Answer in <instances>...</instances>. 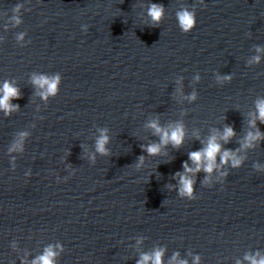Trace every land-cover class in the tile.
Here are the masks:
<instances>
[{"label":"water","instance_id":"95a60500","mask_svg":"<svg viewBox=\"0 0 264 264\" xmlns=\"http://www.w3.org/2000/svg\"><path fill=\"white\" fill-rule=\"evenodd\" d=\"M40 76L59 77L56 94L41 95ZM5 82L19 97L0 109V264L48 248L52 264L264 257V0H0ZM154 122L182 126V145L162 144ZM226 127L217 142L241 163L217 154L211 173H186Z\"/></svg>","mask_w":264,"mask_h":264},{"label":"clouds","instance_id":"9594fccd","mask_svg":"<svg viewBox=\"0 0 264 264\" xmlns=\"http://www.w3.org/2000/svg\"><path fill=\"white\" fill-rule=\"evenodd\" d=\"M163 8L162 6L152 5L150 7L149 15L155 20L159 21L162 17ZM179 21L181 23L182 29L184 31H188L194 27V18L193 15L187 11H184L178 14ZM19 21H17L18 23ZM227 79V77H226ZM34 84L39 86L40 88L46 89L45 92H42L41 95L45 98L49 94H56L57 92V85L59 83V77L48 79L43 76L34 77L33 79ZM19 97V90L11 86L8 82L3 84L2 89H0V109L4 110L6 113L12 110V106H10L9 101L12 98ZM194 98V97H193ZM257 109L259 113V119L261 122H264V101H259L257 103ZM253 126H255L253 124ZM151 128L155 129L157 134L161 135V143L168 144L169 142L172 143L173 146L179 147L182 145L184 140V129L182 126H177L172 129L170 132L166 130H162L158 125L154 122L150 125ZM234 136V131L231 127H226L222 135L216 134L211 136L208 139L207 145L204 147L202 151H194L191 152L190 159L195 164V168H190L187 163L184 164V169L186 173H194L198 172L203 168V170L207 173H211L214 168H217L218 165L216 164V156L217 154H221V163H227L229 159L232 160L233 166H238L241 161L236 158L234 154L229 151H223L221 149V145L217 142L218 138L224 140L225 142L228 141L230 137ZM260 139V133L257 132L255 135L252 133L248 134L247 141L248 144L246 146L250 147L251 142ZM107 142V137L103 136L97 144V150L101 153L105 152V143ZM149 154L155 155L160 152V145L153 144L149 146L147 149ZM221 175H226L222 173ZM180 182H181V194H188L191 195L193 192V180H191L186 175H180ZM54 252L51 248H48L45 251V254L40 256L37 261H34L33 264H52ZM163 253L161 251H156L152 256L145 255L142 257L139 264H146L147 261L151 260L152 264H161V258ZM259 256V254H257ZM175 259V258H174ZM199 259V258H197ZM245 259L251 261V264H264V257H260L256 259L252 256H246ZM179 264H186L184 261H180Z\"/></svg>","mask_w":264,"mask_h":264}]
</instances>
